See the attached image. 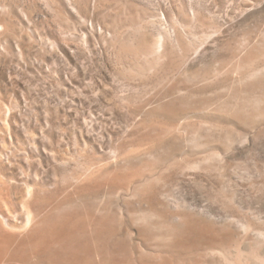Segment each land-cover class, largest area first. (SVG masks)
<instances>
[{"label":"rangeland","instance_id":"374dc122","mask_svg":"<svg viewBox=\"0 0 264 264\" xmlns=\"http://www.w3.org/2000/svg\"><path fill=\"white\" fill-rule=\"evenodd\" d=\"M0 264H264V0H0Z\"/></svg>","mask_w":264,"mask_h":264},{"label":"bare ground","instance_id":"6f19581e","mask_svg":"<svg viewBox=\"0 0 264 264\" xmlns=\"http://www.w3.org/2000/svg\"><path fill=\"white\" fill-rule=\"evenodd\" d=\"M180 148V147H179ZM180 154V153H179ZM176 157V156H175ZM183 226V225H182ZM182 232V231H181ZM173 247V246H172ZM224 247V246H223ZM221 248V247H220ZM224 249V248H223Z\"/></svg>","mask_w":264,"mask_h":264}]
</instances>
